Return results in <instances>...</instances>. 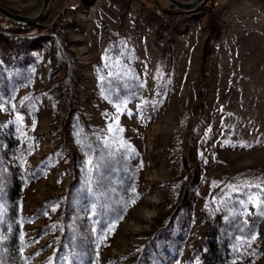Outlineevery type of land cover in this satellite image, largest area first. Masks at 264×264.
<instances>
[{"label": "rangeland", "instance_id": "1", "mask_svg": "<svg viewBox=\"0 0 264 264\" xmlns=\"http://www.w3.org/2000/svg\"><path fill=\"white\" fill-rule=\"evenodd\" d=\"M215 1L50 0L0 33L2 264H264V0Z\"/></svg>", "mask_w": 264, "mask_h": 264}, {"label": "water", "instance_id": "2", "mask_svg": "<svg viewBox=\"0 0 264 264\" xmlns=\"http://www.w3.org/2000/svg\"><path fill=\"white\" fill-rule=\"evenodd\" d=\"M168 1L171 2V4L175 5L178 8L185 9V10H191V9L195 8L197 6V4L200 3L202 0H191L190 2L185 3V4L182 2H179L177 0H168ZM49 2H50V0H43V3L41 5L39 12L33 17L18 15V14L9 12L2 7H0V14L5 16L6 18L10 19L14 23L29 25L31 23L39 21L42 17H44L45 12H46L45 9H47Z\"/></svg>", "mask_w": 264, "mask_h": 264}, {"label": "snow or ice", "instance_id": "3", "mask_svg": "<svg viewBox=\"0 0 264 264\" xmlns=\"http://www.w3.org/2000/svg\"><path fill=\"white\" fill-rule=\"evenodd\" d=\"M109 75L111 76L112 73H109ZM114 107L116 108V112L117 113H121L124 110V101H120L119 103H115L114 104ZM17 119L20 120L22 118L18 116ZM112 119H113V123L108 125V131H109V133H112V134L115 135L116 133L122 132L123 129L119 127V116L116 115ZM121 145L123 146V142H121ZM105 146L108 147L107 142L105 143ZM86 164L88 166V171L90 173L93 172V171H98L99 170V167H101V165L98 162H94L91 158L86 161ZM256 187H260V185H256ZM133 192H135V189L134 188H133ZM137 198L138 197H134L131 200V204H135ZM262 203H264V201H262ZM53 210H55V209H53ZM2 215H3V211L0 210V216H2ZM115 227H116V225L115 224H112L109 227L108 231L109 232L114 231ZM104 238L105 239L107 238V234H105V237ZM255 238H256L255 236L252 237V239H255ZM21 239H22V237H21ZM0 264H2V262H0Z\"/></svg>", "mask_w": 264, "mask_h": 264}, {"label": "built area", "instance_id": "4", "mask_svg": "<svg viewBox=\"0 0 264 264\" xmlns=\"http://www.w3.org/2000/svg\"><path fill=\"white\" fill-rule=\"evenodd\" d=\"M234 1H236V0H234ZM210 4L213 7H218L220 5L215 0H210ZM157 12H159V10H157ZM16 31L17 30H16L13 22L0 15V33H3V34L13 33V34H15Z\"/></svg>", "mask_w": 264, "mask_h": 264}, {"label": "trees", "instance_id": "5", "mask_svg": "<svg viewBox=\"0 0 264 264\" xmlns=\"http://www.w3.org/2000/svg\"><path fill=\"white\" fill-rule=\"evenodd\" d=\"M211 247H212V248H211V251H214V249H213L214 246H211Z\"/></svg>", "mask_w": 264, "mask_h": 264}, {"label": "crops", "instance_id": "6", "mask_svg": "<svg viewBox=\"0 0 264 264\" xmlns=\"http://www.w3.org/2000/svg\"><path fill=\"white\" fill-rule=\"evenodd\" d=\"M218 1V0H217ZM230 1H232V0H230Z\"/></svg>", "mask_w": 264, "mask_h": 264}]
</instances>
